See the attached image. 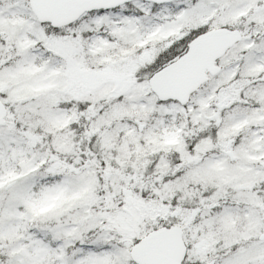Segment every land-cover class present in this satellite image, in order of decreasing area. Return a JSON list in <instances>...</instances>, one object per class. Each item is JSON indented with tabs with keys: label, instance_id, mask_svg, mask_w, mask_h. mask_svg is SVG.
<instances>
[{
	"label": "snow or ice",
	"instance_id": "obj_1",
	"mask_svg": "<svg viewBox=\"0 0 264 264\" xmlns=\"http://www.w3.org/2000/svg\"><path fill=\"white\" fill-rule=\"evenodd\" d=\"M0 264H264V0H0Z\"/></svg>",
	"mask_w": 264,
	"mask_h": 264
}]
</instances>
